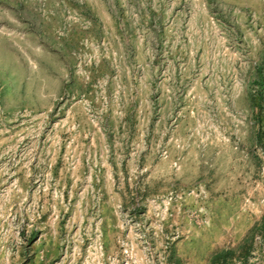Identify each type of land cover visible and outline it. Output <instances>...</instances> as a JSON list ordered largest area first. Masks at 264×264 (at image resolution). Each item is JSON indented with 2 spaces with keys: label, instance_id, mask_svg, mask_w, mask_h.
<instances>
[{
  "label": "rangeland",
  "instance_id": "374dc122",
  "mask_svg": "<svg viewBox=\"0 0 264 264\" xmlns=\"http://www.w3.org/2000/svg\"><path fill=\"white\" fill-rule=\"evenodd\" d=\"M0 264H264V0H0Z\"/></svg>",
  "mask_w": 264,
  "mask_h": 264
}]
</instances>
